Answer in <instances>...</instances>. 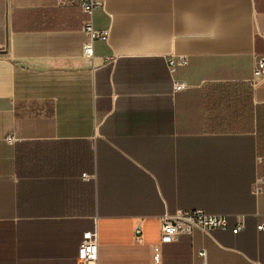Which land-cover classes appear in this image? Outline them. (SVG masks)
Returning a JSON list of instances; mask_svg holds the SVG:
<instances>
[{"label": "crops", "instance_id": "obj_1", "mask_svg": "<svg viewBox=\"0 0 264 264\" xmlns=\"http://www.w3.org/2000/svg\"><path fill=\"white\" fill-rule=\"evenodd\" d=\"M100 2L89 57L79 7L0 0V264H76L94 227L97 264H264V0ZM177 210L229 226L154 257Z\"/></svg>", "mask_w": 264, "mask_h": 264}, {"label": "built area", "instance_id": "obj_2", "mask_svg": "<svg viewBox=\"0 0 264 264\" xmlns=\"http://www.w3.org/2000/svg\"><path fill=\"white\" fill-rule=\"evenodd\" d=\"M62 4L74 5L79 7L86 15L82 24V29L90 35V41L84 46L85 55L92 57L94 55V42L97 39L106 40L107 32L99 31L94 27L93 13L101 6L100 0H60ZM189 58L185 54L171 55L168 58V68L173 78L174 91L179 92L185 89L186 84L175 77L180 67L186 66ZM256 78L264 76V56L258 58L254 71ZM252 81V85L255 84ZM13 140L12 137H8ZM254 192L260 194L264 192V177L259 176L254 183ZM229 215L227 214H208L203 210H177L174 214H163L160 216L161 224V240L157 244L152 245V253L154 257L160 255V246L164 243H170L177 240L182 233H191L193 229L198 228L206 233H210L215 229L226 230L229 226ZM259 222L257 229L264 231V212L259 213ZM245 227V216H237V223L232 228L233 233H238ZM136 240L142 241V225L135 226ZM203 256L206 255L205 249L201 250ZM99 257V233L96 227L83 233V239L79 246L76 264H97Z\"/></svg>", "mask_w": 264, "mask_h": 264}]
</instances>
